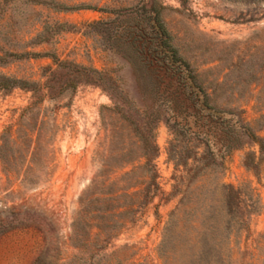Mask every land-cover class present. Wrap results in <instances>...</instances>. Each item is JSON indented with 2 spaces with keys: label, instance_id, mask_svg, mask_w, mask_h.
Returning <instances> with one entry per match:
<instances>
[{
  "label": "rangeland",
  "instance_id": "374dc122",
  "mask_svg": "<svg viewBox=\"0 0 264 264\" xmlns=\"http://www.w3.org/2000/svg\"><path fill=\"white\" fill-rule=\"evenodd\" d=\"M55 60L112 82L56 86L51 99ZM0 75L36 83L0 91V235L41 234L34 264H167L182 170L168 151H206L192 134L198 100L229 123L225 148H210L222 167L199 176L189 201L206 205L216 181L239 190L227 264H264V157L243 132L264 139V0H0ZM153 142L157 191L134 170ZM143 189L144 206L128 197Z\"/></svg>",
  "mask_w": 264,
  "mask_h": 264
},
{
  "label": "trees",
  "instance_id": "16d2710c",
  "mask_svg": "<svg viewBox=\"0 0 264 264\" xmlns=\"http://www.w3.org/2000/svg\"><path fill=\"white\" fill-rule=\"evenodd\" d=\"M159 40H163L164 31L159 28L156 32ZM156 62V63H155ZM152 65L162 64V60L151 61ZM56 69L49 72L45 82L48 97L53 99L62 94V90L56 89V86H67L76 88L78 85H93L104 89V82H112L108 74L95 69L86 68L68 61L55 60ZM36 83L9 78L0 75V91H9L14 88L33 91L32 87ZM199 102V112L193 115L196 118L195 126L198 131L193 132L197 138L205 139L206 151L202 154L187 155L177 157L174 153L168 151V158L174 161L175 169L182 168L181 174L174 177L176 184L173 190L181 194L176 210L171 214L166 233L163 237V243L171 245L166 250L167 264H227L228 263V240L231 235L233 225L240 218L239 210L241 205L240 192L231 185H226L220 181L213 183L207 191L213 195L207 204L202 206L191 198L200 195L202 189L197 185L196 180L199 176H205L204 171L211 167H222L219 157V151L225 148L223 136L226 133L222 128L228 125L229 121H224L223 112L213 111L205 104V101ZM123 105L118 101V113L126 120H129L121 111ZM197 115V117H196ZM158 122L155 118L154 126ZM179 125V124H178ZM181 129L188 132L186 126L180 125ZM187 130H186V129ZM244 136L248 141L257 144L260 157H264V139L256 137L249 129L243 128ZM231 139V137H229ZM211 147L218 152L210 150ZM152 157H145V162L134 168L145 170L149 174L148 185L154 190H158L155 183L156 170L151 164L156 157L157 148L154 142L151 146ZM175 156V157H174ZM188 160L193 164L188 166ZM207 176V175H206ZM196 182V183H195ZM200 183V181H198ZM145 189L135 192L128 197L138 200L139 204L144 206L148 202L144 195ZM134 206V205H133ZM133 206L126 207L125 213L132 212ZM199 212H206V215L199 216ZM187 213H195L193 218H184ZM167 249V248H166Z\"/></svg>",
  "mask_w": 264,
  "mask_h": 264
},
{
  "label": "crops",
  "instance_id": "0c3cea01",
  "mask_svg": "<svg viewBox=\"0 0 264 264\" xmlns=\"http://www.w3.org/2000/svg\"><path fill=\"white\" fill-rule=\"evenodd\" d=\"M42 250L41 234L13 229L0 235V264H34Z\"/></svg>",
  "mask_w": 264,
  "mask_h": 264
}]
</instances>
